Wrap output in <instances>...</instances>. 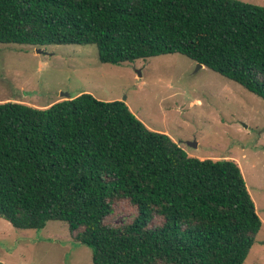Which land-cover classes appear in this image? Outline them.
<instances>
[{"label": "trees", "instance_id": "16d2710c", "mask_svg": "<svg viewBox=\"0 0 264 264\" xmlns=\"http://www.w3.org/2000/svg\"><path fill=\"white\" fill-rule=\"evenodd\" d=\"M0 44L92 45L112 65L177 53L264 101V7L237 0H0ZM119 201L136 215L111 224ZM0 219L63 222L92 264H244L263 225L235 160L191 157L87 93L0 102Z\"/></svg>", "mask_w": 264, "mask_h": 264}, {"label": "rangeland", "instance_id": "374dc122", "mask_svg": "<svg viewBox=\"0 0 264 264\" xmlns=\"http://www.w3.org/2000/svg\"><path fill=\"white\" fill-rule=\"evenodd\" d=\"M237 1L264 7V0ZM81 93L124 102L148 129L191 157L235 160L263 224L244 264H264V101L177 53L112 65L101 64L92 45L0 44V102L46 108ZM135 215L119 201L108 222ZM0 264L92 262L90 249L73 240L63 222L22 230L0 219Z\"/></svg>", "mask_w": 264, "mask_h": 264}, {"label": "water", "instance_id": "95a60500", "mask_svg": "<svg viewBox=\"0 0 264 264\" xmlns=\"http://www.w3.org/2000/svg\"><path fill=\"white\" fill-rule=\"evenodd\" d=\"M198 66H199V67H202V65H201V64H198ZM68 99H69V98H68Z\"/></svg>", "mask_w": 264, "mask_h": 264}]
</instances>
